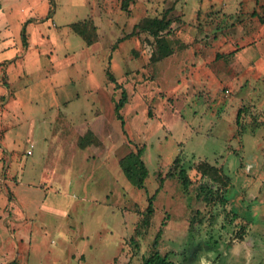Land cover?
Here are the masks:
<instances>
[{
    "label": "rangeland",
    "instance_id": "obj_1",
    "mask_svg": "<svg viewBox=\"0 0 264 264\" xmlns=\"http://www.w3.org/2000/svg\"><path fill=\"white\" fill-rule=\"evenodd\" d=\"M52 2L0 0V264H142L159 229L173 264H264V0ZM169 7L174 52L151 62L153 38L127 35ZM84 19L92 44L69 26ZM141 145L138 188L118 161Z\"/></svg>",
    "mask_w": 264,
    "mask_h": 264
},
{
    "label": "trees",
    "instance_id": "obj_2",
    "mask_svg": "<svg viewBox=\"0 0 264 264\" xmlns=\"http://www.w3.org/2000/svg\"><path fill=\"white\" fill-rule=\"evenodd\" d=\"M53 0H50L51 3ZM132 0H121L120 7L124 11L129 10V3ZM172 7L167 8L161 16H145L139 19L134 25L132 31L127 35H135L139 32L148 33L155 42V49L151 52L150 61L156 62L162 58L170 56L174 52V47L170 43L167 34H169L172 19L169 16ZM30 20V19H29ZM71 29L78 34L86 44H92L97 41L98 33L96 25L93 23L92 19H84L69 24ZM125 37V36H124ZM124 37H120L116 40L115 45L121 41ZM21 39L23 46H27V40L25 36V30L22 29ZM106 75L109 81L113 82L115 87L122 88L121 85L116 81L114 75L109 70L106 69ZM7 86V83H4ZM128 101V95L124 88L121 89L120 97L114 100V113L115 116L123 124V116L121 114V109ZM239 116V113L238 115ZM97 138L91 130H87L83 135L79 136L77 140V145L81 148L96 142ZM144 147L143 145L136 147L135 150H131L125 155H123L118 163L119 166L129 180L131 184L138 188H143L145 185V179L148 176V168L142 159ZM175 171L177 172V177L180 179L181 185L186 189L190 184V177L186 169L181 165L180 158L176 157L173 162ZM198 170L202 175L208 176L214 182L226 187L229 184V177L223 172L221 168L215 167L208 162H203L198 166ZM173 172L169 171L167 173L168 177L173 176ZM154 207L152 203V198H148V204L142 213V218L140 223L136 225L134 231L135 233H140V228L146 232L150 227V221L154 214ZM164 224V223H163ZM162 234V229H159L153 239L151 252L144 256L142 259V264H173L170 260L168 254H161L158 250V240ZM8 264H22L17 260H12Z\"/></svg>",
    "mask_w": 264,
    "mask_h": 264
}]
</instances>
